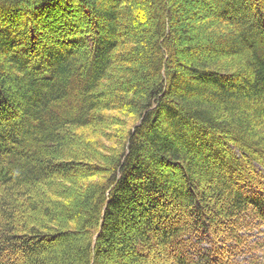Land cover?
<instances>
[{"label": "trees", "instance_id": "16d2710c", "mask_svg": "<svg viewBox=\"0 0 264 264\" xmlns=\"http://www.w3.org/2000/svg\"><path fill=\"white\" fill-rule=\"evenodd\" d=\"M119 109L104 182L53 201ZM261 229L264 0H0V264H264Z\"/></svg>", "mask_w": 264, "mask_h": 264}, {"label": "rangeland", "instance_id": "374dc122", "mask_svg": "<svg viewBox=\"0 0 264 264\" xmlns=\"http://www.w3.org/2000/svg\"><path fill=\"white\" fill-rule=\"evenodd\" d=\"M77 3V2H76ZM63 4V3H62ZM31 5V4H28ZM78 10V6H75ZM137 11V16L142 22H147V17L149 16L150 10L156 11V8L150 9L148 7V10H140L138 7L135 8ZM134 9V10H135ZM66 11V10H65ZM64 13V17H66ZM70 16L74 17V13L70 14ZM76 16V13H75ZM45 21V19H44ZM40 32L42 33V30L40 28ZM44 33V32H43ZM48 36L49 34H45ZM51 35V34H50ZM49 35V36H50ZM54 35V34H53ZM44 37V36H43ZM121 69V68H120ZM123 71H118V74L120 75ZM103 117H106L108 119L107 122H105L101 127L96 126H88L80 129L75 130V135L72 139L73 142V150H72V156L75 158L77 164H83L90 167H96L97 170L95 172L89 174L78 172L79 174L76 177H73V180L62 183L64 185L65 191H62L61 189H55L50 190L49 188H44L45 191L48 192L49 197L59 203H72L77 198H79L82 193L87 191L91 186L98 185L100 182H104V179L106 177V172H103L101 170H104L103 167L109 165L111 158L115 155V153L119 152V149L124 144V138L126 134L128 133V130L133 126V124L137 121L135 117L133 118V115L129 114L127 110L125 109H119L118 111L113 112H105L103 114ZM160 130L165 133L167 132L170 134H174V131L172 130V127L168 121L164 123ZM167 130V131H166ZM166 171H165V170ZM164 170V177L170 176L173 180H176L178 177H176V173L174 171L162 168ZM70 182V183H69ZM216 183V182H215ZM214 184V183H209ZM32 217V216H31ZM35 218V217H33ZM45 225H50L47 223V221H42ZM35 224L36 226L38 224H41L39 222V219H31L30 225ZM160 225L168 226L167 222H162ZM52 227V226H48ZM54 227L58 228L57 225H54ZM68 227H73V224H69ZM49 229V228H48ZM21 233H25V229H19ZM47 232V231H46ZM260 242L261 245H264V229H261L259 231H256L252 234L251 237V243H258ZM52 245V242H46V244ZM260 250L264 251V247L259 248ZM155 251V250H154ZM155 255V254H154ZM260 255V254H259ZM20 255H17L16 258H18ZM15 258V259H16ZM152 258V255L150 256ZM233 258H236L237 261H242V259L245 257L242 255L234 254ZM23 258L17 259L15 261L16 264L23 263ZM164 259L160 258L158 262L160 264H163ZM145 264H151L150 262H146ZM153 264V263H152ZM159 264V263H158Z\"/></svg>", "mask_w": 264, "mask_h": 264}]
</instances>
